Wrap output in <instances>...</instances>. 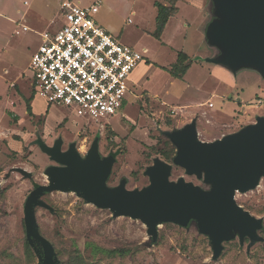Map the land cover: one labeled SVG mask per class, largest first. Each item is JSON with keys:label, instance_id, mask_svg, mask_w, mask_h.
<instances>
[{"label": "rangeland", "instance_id": "1", "mask_svg": "<svg viewBox=\"0 0 264 264\" xmlns=\"http://www.w3.org/2000/svg\"><path fill=\"white\" fill-rule=\"evenodd\" d=\"M64 1L0 0V264H42L26 252L24 206L35 185L49 184L52 172L64 168L47 151L107 164L100 178L103 193L146 188L148 173L158 165L169 168L170 184L182 180L210 191L203 172L189 174L177 162L180 151L172 137L195 119L196 137L211 144L264 116V63L247 48L230 64L234 45L218 35L243 27L249 0H197L195 7L176 0L177 15L162 37L166 45L154 36L158 0H68L81 7L99 1L98 23L133 43V50L146 48L145 56L159 66L170 68L176 52H183L191 67L180 80L154 66L139 70L117 114L97 122L48 104L38 97L28 67L41 33L65 24L59 5ZM31 96L32 117L25 112ZM194 110L200 112L189 114ZM92 193L98 196L95 187ZM234 195L243 211L262 222L256 231L261 239L240 242L239 231L229 229L218 254L200 217L184 223L158 219L150 231L142 214L98 209L76 190L41 196L34 212L63 264H264V175L256 187Z\"/></svg>", "mask_w": 264, "mask_h": 264}, {"label": "water", "instance_id": "2", "mask_svg": "<svg viewBox=\"0 0 264 264\" xmlns=\"http://www.w3.org/2000/svg\"><path fill=\"white\" fill-rule=\"evenodd\" d=\"M251 9L243 12V27L234 31L219 32V38L234 45L233 64L247 48H251L264 63V0H249ZM180 154L177 162L189 174L200 176L210 185L204 191L191 183L180 180L168 182L169 168L157 166L150 171V183L137 192L117 189L112 193L101 192L100 178L107 164H99L93 157L86 162L76 154L47 151L64 168L55 169L49 184L35 185L24 206V226L29 240L40 248L42 264H53L54 249L43 237L35 224L33 209L39 204L38 197L56 191L76 190L89 204L124 215L142 214L150 231H154L158 219L184 223L188 217H200V227L210 234L211 243L219 253L227 230L236 228L240 242L260 240L256 231L262 228L243 211L235 201V192H245L256 187L260 174L264 175V117L258 118L250 129L238 135H226L211 144L196 137L194 125L172 137ZM95 187L98 196L92 193Z\"/></svg>", "mask_w": 264, "mask_h": 264}, {"label": "built area", "instance_id": "3", "mask_svg": "<svg viewBox=\"0 0 264 264\" xmlns=\"http://www.w3.org/2000/svg\"><path fill=\"white\" fill-rule=\"evenodd\" d=\"M60 8L65 24L41 33V45L28 67L35 76L37 95L48 104L72 109L80 118L97 122L115 116L143 53L121 44L96 24L99 1L81 7L66 0Z\"/></svg>", "mask_w": 264, "mask_h": 264}, {"label": "trees", "instance_id": "4", "mask_svg": "<svg viewBox=\"0 0 264 264\" xmlns=\"http://www.w3.org/2000/svg\"><path fill=\"white\" fill-rule=\"evenodd\" d=\"M164 1H167L169 4L168 5H164V4L161 3V0L156 1L155 4H154V6H155V8L157 10L156 31H155L154 36L158 40L160 38L161 31H162L164 25L166 24V22L168 21V19L170 17L175 16L177 14V12H178V9L175 7V0H164ZM189 68H190V59H189V57L185 53L179 52L177 54V58H176L175 63H173V65H171L170 68L166 69V71L168 72V74L170 75L171 78L180 80V79H182L184 77V75L187 73ZM32 100H33V96L28 98L26 100V107H25V112L30 117L33 116V113H32V110H31V105H30ZM172 146H174V145L172 144ZM163 158L168 160L169 156L166 155V154H163ZM46 194H42L38 198H40L41 196H44ZM33 213H34V219H35L34 209H33ZM35 224H36V227H37L39 233L41 234L36 220H35ZM261 225H262V222H261ZM24 245H25L26 252H27L28 255H32L33 254V255H37L39 258H41L40 257V248H39V246L34 241L31 242L29 240L27 233H26V240H25ZM114 253H115L114 251L108 252L109 255L114 254ZM61 263H60V260L57 257L56 252H54L53 264H61Z\"/></svg>", "mask_w": 264, "mask_h": 264}, {"label": "crops", "instance_id": "5", "mask_svg": "<svg viewBox=\"0 0 264 264\" xmlns=\"http://www.w3.org/2000/svg\"><path fill=\"white\" fill-rule=\"evenodd\" d=\"M190 2V5H192L193 7H195L194 6V4L196 3V4H198V1L197 0H189ZM175 2H176V0H175ZM61 3V2H60ZM59 3V5H61ZM162 4H164V5H168L169 3L167 2V1H165V2H161ZM176 7V6H175ZM177 8V7H176ZM178 9V8H177ZM98 14V13H97ZM177 15V14H176ZM175 15V16H176ZM175 16H173V17H170L169 19H168V21L166 22V24L164 25V27H163V29H162V31H161V34H160V38H159V41H160V43L162 44V45H166V43L162 40V37H163V34H164V32H165V30H166V28L169 26V23H170V21L172 20V19H174L175 18ZM205 18H206V16H205ZM95 22H96V24L98 25V26H100L101 28H103V26H101L99 23H98V21L95 19ZM177 27H179V25L177 26ZM176 27V28H177ZM106 32H108L109 34H111L112 36H114L121 44H123V45H125V46H127V47H130V48H133L132 47V45H133V43H131V42H129L127 39H125V38H122L121 36H117V35H113L110 31H108L107 29H105V28H103ZM154 34V33H153ZM152 34V35H153ZM143 61L133 70V72L131 73V75H130V79H129V81H128V87L129 86H132V87H135L134 85H133V82H132V79H139V70H141V69H148V68H150V69H152L153 68V66L154 67H157V68H159V69H161V70H164V71H166V69H168V67L167 68H164V67H162V66H159L158 64H156V63H154V61H151L150 60V58H148L147 56H145V54L147 53V49L146 48H144L143 49ZM179 52H176V57H177V54H178ZM188 56V55H187ZM189 57V56H188ZM152 66V67H151ZM191 67V66H190ZM189 70V69H188ZM168 73V72H167ZM186 75V74H185ZM184 75V76H185ZM144 81V80H143ZM142 83V82H141ZM140 83V84H141ZM39 97V96H38ZM258 101V100H257ZM207 102V101H206ZM212 104V103H211ZM208 105V104H207ZM209 109H211V108H213V106L212 107H208ZM195 112H200V111H198V110H194V111H189V114H192V113H195ZM207 113V112H206ZM196 117H198V115H196ZM262 117H264V116H260V117H257V118H262ZM256 118V119H257ZM215 120V119H214ZM198 123V122H197ZM197 123H196V120L195 119H193L189 124H186V126H189L190 124H193L194 125V129H195V132H196V135H197V133H198V127H197ZM214 123H215V121H214ZM226 136V135H225ZM198 140H199V138H197ZM202 142V141H201Z\"/></svg>", "mask_w": 264, "mask_h": 264}]
</instances>
